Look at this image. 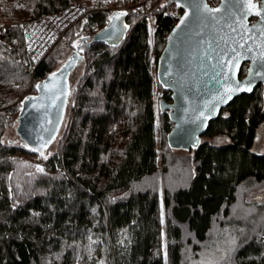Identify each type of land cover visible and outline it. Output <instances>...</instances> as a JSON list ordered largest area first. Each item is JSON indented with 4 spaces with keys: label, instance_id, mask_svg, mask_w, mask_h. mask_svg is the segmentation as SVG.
I'll return each instance as SVG.
<instances>
[{
    "label": "trees",
    "instance_id": "1",
    "mask_svg": "<svg viewBox=\"0 0 264 264\" xmlns=\"http://www.w3.org/2000/svg\"><path fill=\"white\" fill-rule=\"evenodd\" d=\"M72 2L0 0V264H189L213 243L227 249L216 264H264V197L255 198L264 153L252 149L264 86L223 108L198 148H173V122L159 104L171 93L152 71L173 27L166 0L149 3L151 20L140 0H91L53 50L32 61L28 19ZM118 9L129 12L124 41H91ZM70 48L80 60L55 149L46 152L54 141L40 151L19 136L7 140L23 99ZM26 160L41 173L26 171Z\"/></svg>",
    "mask_w": 264,
    "mask_h": 264
},
{
    "label": "water",
    "instance_id": "2",
    "mask_svg": "<svg viewBox=\"0 0 264 264\" xmlns=\"http://www.w3.org/2000/svg\"><path fill=\"white\" fill-rule=\"evenodd\" d=\"M174 1L182 14L158 56L156 77L171 93L170 100L159 101L173 122L168 143L189 150L199 147L209 123L236 96L252 92L258 84L264 86V0H251L255 8L248 7V0ZM205 6L219 11H206ZM128 13L113 11L91 41L120 45L130 29ZM79 55L69 57L38 82L36 93L23 99L16 132L28 146L43 151L59 133L69 98V76ZM244 64L247 70L241 76ZM262 197L264 193L255 196Z\"/></svg>",
    "mask_w": 264,
    "mask_h": 264
},
{
    "label": "built area",
    "instance_id": "3",
    "mask_svg": "<svg viewBox=\"0 0 264 264\" xmlns=\"http://www.w3.org/2000/svg\"><path fill=\"white\" fill-rule=\"evenodd\" d=\"M151 1L140 0L142 10L148 17L152 14L151 8L148 6ZM86 11V6L83 3H74L37 19L33 30L26 33L27 52L32 61L37 62L48 54L56 42L65 35L68 27L82 18ZM165 13L171 18L172 26H174L182 14V9L177 6L174 0H166ZM154 27L155 24H151V28Z\"/></svg>",
    "mask_w": 264,
    "mask_h": 264
},
{
    "label": "rangeland",
    "instance_id": "4",
    "mask_svg": "<svg viewBox=\"0 0 264 264\" xmlns=\"http://www.w3.org/2000/svg\"><path fill=\"white\" fill-rule=\"evenodd\" d=\"M90 2H91V0H73L72 4H74V3H83L86 6V9H87L88 3H90ZM0 11H1V6H0ZM28 15H29V13L27 11H21L20 12V17L22 18V20H26L28 18ZM145 15H146V13H145ZM43 16H38V17H35L33 19H28V22L26 23V29H25L26 33H27V31L29 33L31 30H33V26H34L35 21L37 19L43 17ZM148 18L152 19V14ZM3 24L7 25L8 22L7 23L4 22ZM72 25H74V24H71L68 27V29ZM68 29L66 30L65 35H66ZM65 35L62 38H64ZM52 50H53V48L49 51V53ZM71 51L72 50L70 48L64 53L63 57L59 60V62L57 64L58 68L71 56ZM152 60H153V62H152V67H153L152 71H153V76L155 77L156 76V63L157 62H155L154 59H152ZM81 69H82V67H77L76 68V70L73 72V78L77 77L79 75V73L81 72ZM161 95H162L161 90L158 89L157 86L155 85L154 97H155V101L156 102L158 101V99H159V97ZM16 127H17V123L16 124H12L11 126H9L7 128L6 133H5V138L7 140L17 139V136H19V135L16 132ZM157 133H158V137L160 139L161 133H160L159 127H157ZM55 142L56 141H54L53 144H51L47 148V150H46L47 153H51L55 149V146H56ZM252 149L255 152L264 153V124L261 126V128H260V130L258 132V135L256 137V140H255V143H254ZM23 166L26 169V171L31 172L33 174L39 175L41 173V168H40L41 166L38 163V161H32V160L28 161V160H26V161H24V165ZM263 192H264V190L259 191L258 193H263ZM255 194H253V196ZM210 249H213V251H210ZM226 251H227L226 248L225 249H220V245L218 243H215V244L213 243V245L209 246L208 248H204L201 251V254H200V256L198 258L189 260V264H216L217 261L219 259H221L226 254Z\"/></svg>",
    "mask_w": 264,
    "mask_h": 264
},
{
    "label": "snow or ice",
    "instance_id": "5",
    "mask_svg": "<svg viewBox=\"0 0 264 264\" xmlns=\"http://www.w3.org/2000/svg\"><path fill=\"white\" fill-rule=\"evenodd\" d=\"M248 7H249V8H255L256 6H255L254 4L251 3V0H248ZM205 10H206V11H219L218 9H217V10L207 9L206 6H205ZM118 15H124V13H120V14H118ZM181 23H183V20L181 21ZM177 27H179V25H178ZM54 75H55V73H53V76H54ZM37 87L39 88L40 85H37Z\"/></svg>",
    "mask_w": 264,
    "mask_h": 264
},
{
    "label": "flooded vegetation",
    "instance_id": "6",
    "mask_svg": "<svg viewBox=\"0 0 264 264\" xmlns=\"http://www.w3.org/2000/svg\"><path fill=\"white\" fill-rule=\"evenodd\" d=\"M210 4H216L218 0H207Z\"/></svg>",
    "mask_w": 264,
    "mask_h": 264
}]
</instances>
